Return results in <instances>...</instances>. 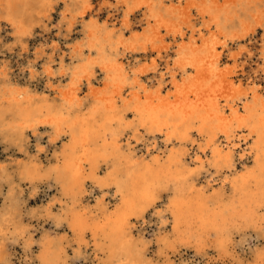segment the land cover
Wrapping results in <instances>:
<instances>
[{
    "label": "bare ground",
    "instance_id": "6f19581e",
    "mask_svg": "<svg viewBox=\"0 0 264 264\" xmlns=\"http://www.w3.org/2000/svg\"><path fill=\"white\" fill-rule=\"evenodd\" d=\"M62 5L57 33L50 36L58 2L0 0V22L11 41L22 43L27 69L25 78L6 79L0 93V142L21 153L11 172L0 166V237L13 229L12 243L37 249L40 264H70L71 254L97 264H170L177 254L182 264H264V0ZM36 25L42 41L31 52L27 40ZM259 30L260 44L252 47L260 63L246 45L231 51ZM252 63L255 75L236 79ZM149 75L155 82L146 81ZM40 84L41 90L32 88ZM83 87L88 92L82 96ZM141 128L152 140L143 139L146 154L137 156L126 136L139 140ZM205 134L202 146L198 139ZM156 135L165 136L168 152L148 158L151 150L163 153ZM253 135L249 151H241L240 143ZM43 142L52 150L45 161ZM251 151L253 162L244 166ZM220 175L226 177L218 189L198 187L200 176L212 188L213 176ZM41 188L47 201L29 205ZM95 189L103 197L111 193L113 210L102 197L93 200ZM162 189L167 199L153 203L169 216L164 223L154 217L157 232L147 238L137 221L144 222L142 207ZM40 218L54 229L35 239L31 222ZM172 222L174 229L161 230ZM154 239L164 249L150 257ZM189 252L195 259L184 258Z\"/></svg>",
    "mask_w": 264,
    "mask_h": 264
},
{
    "label": "rangeland",
    "instance_id": "374dc122",
    "mask_svg": "<svg viewBox=\"0 0 264 264\" xmlns=\"http://www.w3.org/2000/svg\"><path fill=\"white\" fill-rule=\"evenodd\" d=\"M53 1H56L58 2V6H56V9H59V11L56 10V13L53 15V19H52V23L50 24V33L52 35H54V33L56 34L57 33V26H58V23H59V20H60V16L58 15L60 12H61V5H62V1L63 0H53ZM120 13V12H119ZM142 12H140L138 15H137V19L140 20L142 18H144L143 16V13L141 15ZM121 16V14H119ZM118 15V16H119ZM117 16V17H118ZM120 18V17H118ZM136 19V20H137ZM135 20V21H136ZM56 25V26H55ZM6 27H4L3 23L0 22V62H4L8 68H3L2 65L0 66V93L3 92L4 90L3 89H6L7 87V83H6V79H9L11 78L10 80L11 81H15L14 79H16V76H18V78H25L27 77V69H26V59L20 55H23L24 52H23V46H22V43L21 42H18V41H14V40H10V37H11V32L9 30H5ZM78 30H76V32L78 33L80 28L77 27ZM34 36L30 39L27 40V44L30 45V51L32 52L33 50V46H36L37 44H39L42 40L40 39V36L43 34L42 33V29L36 25L34 27ZM80 34V32L78 33ZM262 34H261V31H257L255 33V35L253 36V38L251 39V41H243V42H240L239 45H234L232 48V52H235L236 50H238V47L240 46H243V45H246L247 47H249L252 51V53H256L253 57L254 61L260 63V60H258L259 58V55L260 53L258 52L257 49L253 48L252 47V43L257 41V43H255L256 46H258L260 44V38H261ZM74 37H77V36H74ZM225 55H227V53L225 52L224 53ZM136 58H139L141 56V54H136L134 55ZM32 57V55H31ZM46 58H43L39 64L41 65L43 62H45ZM128 60H125L124 62H127ZM131 61V60H130ZM261 64H259L258 67H260ZM42 66V65H41ZM252 67V68H251ZM40 70H42V68L39 66L38 67ZM257 69V66H256V63H252L250 67H245L243 69V71L239 72L238 73V76L236 79H240V80H245L248 76L249 77H253L255 74H254V70ZM13 72V76H10V72ZM24 71V72H23ZM99 76V77H98ZM5 77V78H4ZM97 77L99 79V81L103 80V77L102 75L97 72ZM14 78V79H13ZM102 78V79H101ZM151 78V79H149ZM4 80V81H3ZM146 81H154L155 82V79L152 75H149L148 76V79H146ZM256 81L258 82V79L256 78ZM147 82V83H148ZM165 84L168 86V82H165ZM259 84V83H258ZM4 86V87H3ZM260 87H261V90L264 89V83H260ZM32 88H37V90H41L42 88V84L38 85L37 87L32 85ZM86 87H83V90H82V93L81 95H86V93L88 92ZM264 93V92H263ZM82 95V96H83ZM227 116H229V112H226ZM196 127H198V124L196 123L195 125ZM138 134H139V140H135L134 138H132V133H128V135L126 136V138H129L130 142L132 143V146L135 148V152L137 154V156H140L142 154H146L145 152V143L143 142L144 138H147L148 139V142H150L152 139L151 135L146 133L142 128L140 130H138ZM43 132V131H41ZM248 133V130L244 129V131L242 132L243 135L246 136V134ZM145 136V137H144ZM157 137V145L163 149V153L161 151H154V150H151L150 151V155L148 156V158L150 156H153L155 155L156 153L157 154H160L161 156H164V154H166L168 151V148H165L164 145L162 144V141L163 139L165 138V136H158L156 135ZM33 139V138H32ZM209 139V134H205L203 138L201 139H198V143H200L202 146L206 143V141H208ZM221 139V138H220ZM254 140H255V135H253L251 138H248L247 141H244V142H241L240 145H241V151L243 150H246L247 152L249 151V147L252 146L254 143ZM31 144H34V141L31 142ZM43 145H45V149H46V153L42 156V159L43 161L46 160V158H52V150L50 149V147L48 146L47 143L43 142L42 143ZM58 145H61V142L58 143ZM170 148V147H169ZM195 151V147H194V150ZM152 154V155H151ZM156 154V155H157ZM21 156V153L17 150L16 147H7V145L3 144L0 142V166H5V168L8 170V171H12V165L14 164L13 161H16L17 160V157L19 158ZM21 158V157H20ZM204 160L206 161V163L208 164L209 162L212 161V158H211V154L209 153V151H207L206 155L203 157ZM252 158H253V151H251V154H247V158H245V160L242 162L244 166H250L252 164ZM4 163V164H3ZM10 163V164H9ZM242 163H240L238 165V167L242 166ZM208 167V166H207ZM209 168V167H208ZM210 170L212 168H209ZM213 170V169H212ZM211 170V171H212ZM200 183L198 185L199 188H203V190H205L206 192H211L212 190H215V189H218L221 185V180H223L226 175H220L219 177L217 176H213V179L211 180V184H213V187L212 188H206L205 187V179L203 178V176H200ZM228 177V176H227ZM230 178V177H229ZM229 184L226 183L225 187L223 188V192H228V186ZM215 186V187H214ZM43 188H41V190L39 191V193H37L36 196H34L33 200H30L28 201L29 205H34L36 202H39L40 200H44V201H47L48 197L44 195V192H42ZM52 193H50L49 195H51ZM110 194H108L107 196H104L103 197V194L101 192H99L98 189H95L93 190L92 192V196H93V200L94 198H99V197H102L103 199H105L104 201V204H106V207L107 209L110 211V210H113L114 206L116 205V202L115 200L112 199V197L110 196ZM0 199L3 200V196H0ZM89 201V206L90 207H93L94 206V201ZM108 203V204H107ZM168 214H166V217L168 218ZM165 217V218H166ZM147 220V224H145L144 222H141V223H138L136 225L137 229L140 231H142L141 233L143 234V236L147 237V238H153L154 237V234H156L157 232V224H156V220L154 217L152 216H145L144 220ZM169 221V219H168ZM28 225V222L25 221ZM31 226H34V227H31V231L34 232L33 234L35 235V239H38L39 235L41 234V231H49V232H52L54 227L52 226L51 223H49V221H44V219L40 218L37 222V220H34L31 222ZM13 229L9 230V231H6L4 235H2L0 237V264H9L10 261H13L15 260L17 262V264H19V256H18V253H22L23 252V243H22V240L19 242L20 244H13L12 243V240H11V233ZM53 233V232H52ZM4 242H2V241ZM253 243H254V240L253 239H249L247 241V246L251 245L253 246ZM153 246H151L152 248ZM155 251L152 253V255L150 257H156L157 253L160 252V251H163L164 247L163 246H156L155 245ZM90 252V251H89ZM91 254V252H90ZM183 254V253H182ZM87 257H89L91 259V255H88L86 254ZM177 257L179 259L180 258V255L177 254ZM189 258V259H195V257L193 256L192 253H187L184 255V258ZM249 257V256H248ZM70 259V264H72L73 261H78V260H81L83 258H79V259H75L73 258V254H71V256L69 257ZM176 258H174L175 260ZM84 260V259H83ZM85 261V260H84ZM99 261L96 260V264L98 263ZM161 263L163 262L162 260L160 261ZM85 264H91V260H87L85 261ZM202 264V263H201Z\"/></svg>",
    "mask_w": 264,
    "mask_h": 264
},
{
    "label": "snow or ice",
    "instance_id": "6c2138e0",
    "mask_svg": "<svg viewBox=\"0 0 264 264\" xmlns=\"http://www.w3.org/2000/svg\"><path fill=\"white\" fill-rule=\"evenodd\" d=\"M61 7H63V5H61ZM57 11H59V9H56ZM262 26H264V21L261 22ZM100 70L97 69V72H99ZM262 92H264V89L261 90ZM129 116L133 117V113L129 112ZM21 152L24 151L23 148L19 149ZM37 151H43V148L37 149ZM193 179H195V177H192ZM167 195L170 196L171 195V191L168 190ZM161 199V200H166L167 196H165L164 190L162 189L160 193L156 194L155 196L151 197V199L148 201V203H146L142 209L141 212L144 214V216H152V217H156L159 216L160 220L157 221V223H164L165 222V217H164V213L168 211V209H161V204L160 203H153V201L157 200V199ZM25 211H27V209H25ZM260 211L262 213H264V207H262L260 209ZM139 213L135 214V217H138ZM170 219V218H169ZM63 221H61L62 223ZM137 223H139V221H137ZM144 223L147 224V220H144ZM57 227H59V224H57ZM67 225L65 226V230H67ZM175 228V223H168L167 228H162V231H169ZM69 240L73 239L72 233H69ZM91 239V237H89ZM33 243H35L33 241ZM69 251L72 250V246H68ZM155 239L153 240V247L151 249H149L146 253V255L151 256L152 253L155 251ZM36 252L37 249L35 248H31V250L29 249V245L25 244L24 245V251L22 253H18L19 258V264H40V261L37 259L36 257ZM89 255H91L89 253ZM9 264H17V262L15 260L10 261ZM72 264H85V261L83 259L78 260V261H73ZM91 264H96V260L92 259L91 260ZM153 264H157L156 261H153ZM170 264H182V262L180 261V259L177 257L174 262H170ZM183 264H187V261L183 262Z\"/></svg>",
    "mask_w": 264,
    "mask_h": 264
}]
</instances>
